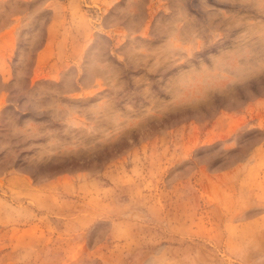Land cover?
Masks as SVG:
<instances>
[{"label":"rangeland","instance_id":"1","mask_svg":"<svg viewBox=\"0 0 264 264\" xmlns=\"http://www.w3.org/2000/svg\"><path fill=\"white\" fill-rule=\"evenodd\" d=\"M0 264H264V0H0Z\"/></svg>","mask_w":264,"mask_h":264}]
</instances>
